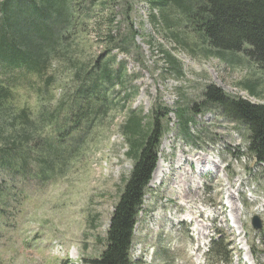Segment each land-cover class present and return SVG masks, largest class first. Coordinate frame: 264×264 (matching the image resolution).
Wrapping results in <instances>:
<instances>
[{
    "label": "rangeland",
    "instance_id": "1",
    "mask_svg": "<svg viewBox=\"0 0 264 264\" xmlns=\"http://www.w3.org/2000/svg\"><path fill=\"white\" fill-rule=\"evenodd\" d=\"M99 2L110 4L94 13L102 29L84 21L86 33L69 34L63 42L74 53L70 61L68 53L59 52L43 78L14 81L16 105L31 112L34 127H41L43 114L60 107L63 121L70 103L88 104L80 98L95 94L80 86V68L98 71L109 57H114V71H124V86L110 87L109 106L96 113L97 122L55 145L63 151L58 154L62 163L32 155L26 178L9 182L5 205L0 190V264H89L98 258L133 167L119 130L132 114L142 118L145 129L157 119L164 132L155 168L162 176L146 190L132 264H211V239L219 235L232 242L234 264H264V179L248 154L249 131L205 106L203 97L214 86L231 98L264 104V73L241 52L204 49L192 37L186 49L176 45L156 26L149 0ZM109 19L123 47L111 54L104 36ZM168 53L182 74L167 72ZM18 73L0 76L13 81ZM89 103L92 115L99 103L91 98ZM180 115L189 121L186 128ZM102 116L104 121L98 120ZM39 138L48 148L51 131L46 128ZM201 157L209 160L202 176ZM5 177L2 173L0 182ZM185 177L192 192L182 182ZM254 217L263 224L260 231L252 226Z\"/></svg>",
    "mask_w": 264,
    "mask_h": 264
},
{
    "label": "trees",
    "instance_id": "2",
    "mask_svg": "<svg viewBox=\"0 0 264 264\" xmlns=\"http://www.w3.org/2000/svg\"><path fill=\"white\" fill-rule=\"evenodd\" d=\"M99 1L3 0L0 4V73L7 75L19 72L13 81L3 80L0 76V176L2 173L9 176L0 182L4 185L0 188L3 205L10 196L9 182L26 174V166L31 162L32 155L50 158L56 164L62 163L63 155L59 158L58 154H62L63 151L55 145L62 144L73 133L79 132L82 128H89L97 122L96 113L104 112L109 106L110 87L117 90L124 86V71H114V57H109L98 71L89 68L83 72L80 68V72L77 73V78L82 77L80 86L91 88L95 94L86 93L85 97L80 98L88 101V104L78 102L77 106L72 107L70 103L63 121L59 120L60 107L51 111L49 115L43 114L44 120L39 124L41 127H34L31 112L24 107L19 109L16 105L14 81L19 82L32 75L43 78L47 69L53 66V59L59 52L68 53L67 61H70L71 54L74 53L63 42L69 34L84 35L86 33L84 21L88 20L95 28L102 29L100 21L94 22V13L98 9H105L104 5L110 4L105 2L101 4ZM149 2L152 10L156 11L153 13L156 26L167 33L176 45L186 49L188 38L192 37L204 49L207 47L208 50L222 53L241 52L264 73V0H149ZM96 3H100V6H96ZM50 24H54L52 28ZM113 24L110 19L105 23L104 36L107 40L108 54H111L110 51L123 49L122 45L120 47L115 41L116 32L119 30L114 32ZM197 37L200 39H196ZM166 58L167 72L182 74V67L169 53ZM64 60L63 56L62 61ZM91 83L92 86L89 85ZM45 87L49 89V81ZM99 88L100 93L104 94L103 102L98 98L99 93H96ZM250 91L255 96L251 89ZM203 97L205 106L214 107L228 121L242 124L248 129L250 141L248 154L256 160L264 179V104L231 98L214 86L207 87ZM90 98L99 103V109L94 107L92 115L89 111ZM162 110L166 112L165 117L169 116L170 113L166 109ZM180 116L179 121L186 128L189 121L185 115ZM98 120L104 121L103 116ZM46 128L51 131L48 148L39 138L40 133ZM119 130L127 142V155L133 162V167L112 213L106 248L89 264H132L131 249L135 225L138 223L146 190L159 160V144L164 132H160L157 119L152 129H145L142 118L132 114ZM222 237L219 235L211 239L208 252L211 264H234L235 250L232 242Z\"/></svg>",
    "mask_w": 264,
    "mask_h": 264
},
{
    "label": "bare ground",
    "instance_id": "3",
    "mask_svg": "<svg viewBox=\"0 0 264 264\" xmlns=\"http://www.w3.org/2000/svg\"><path fill=\"white\" fill-rule=\"evenodd\" d=\"M199 162L202 165V167L201 166L199 167V170H200V173H201V176H202L204 173H207L206 168L208 167L207 164H209V160L207 158L201 157V158H199ZM161 176L162 175L160 174L159 167H158L157 170L154 171L153 180L150 183L153 184V182H157L161 178ZM189 181H190V178L189 177H187V178L185 177L182 180V182L185 184V186L189 189L188 192H192V191H190L191 184L188 183Z\"/></svg>",
    "mask_w": 264,
    "mask_h": 264
},
{
    "label": "water",
    "instance_id": "4",
    "mask_svg": "<svg viewBox=\"0 0 264 264\" xmlns=\"http://www.w3.org/2000/svg\"><path fill=\"white\" fill-rule=\"evenodd\" d=\"M252 226H253V228H254L256 231H259V230L262 229L263 225H262V223H261L259 217H254V218L252 219Z\"/></svg>",
    "mask_w": 264,
    "mask_h": 264
}]
</instances>
